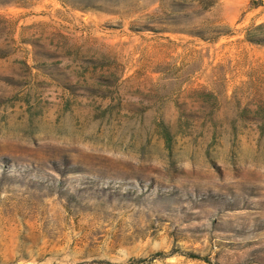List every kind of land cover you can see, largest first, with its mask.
Wrapping results in <instances>:
<instances>
[{"label": "rangeland", "instance_id": "1", "mask_svg": "<svg viewBox=\"0 0 264 264\" xmlns=\"http://www.w3.org/2000/svg\"><path fill=\"white\" fill-rule=\"evenodd\" d=\"M263 0H0V264H264Z\"/></svg>", "mask_w": 264, "mask_h": 264}, {"label": "trees", "instance_id": "2", "mask_svg": "<svg viewBox=\"0 0 264 264\" xmlns=\"http://www.w3.org/2000/svg\"><path fill=\"white\" fill-rule=\"evenodd\" d=\"M246 39L250 43L264 46V22L254 26L249 34H246Z\"/></svg>", "mask_w": 264, "mask_h": 264}, {"label": "water", "instance_id": "3", "mask_svg": "<svg viewBox=\"0 0 264 264\" xmlns=\"http://www.w3.org/2000/svg\"><path fill=\"white\" fill-rule=\"evenodd\" d=\"M263 2H264V0H263Z\"/></svg>", "mask_w": 264, "mask_h": 264}]
</instances>
